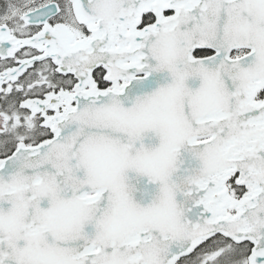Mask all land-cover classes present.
Wrapping results in <instances>:
<instances>
[{
  "label": "snow or ice",
  "instance_id": "6c2138e0",
  "mask_svg": "<svg viewBox=\"0 0 264 264\" xmlns=\"http://www.w3.org/2000/svg\"><path fill=\"white\" fill-rule=\"evenodd\" d=\"M0 264H264V0H0Z\"/></svg>",
  "mask_w": 264,
  "mask_h": 264
}]
</instances>
